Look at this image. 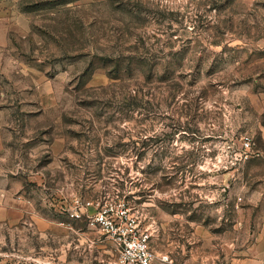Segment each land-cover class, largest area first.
Instances as JSON below:
<instances>
[{
  "label": "rangeland",
  "instance_id": "1",
  "mask_svg": "<svg viewBox=\"0 0 264 264\" xmlns=\"http://www.w3.org/2000/svg\"><path fill=\"white\" fill-rule=\"evenodd\" d=\"M103 206L175 264H239L264 223V0H0V264H119Z\"/></svg>",
  "mask_w": 264,
  "mask_h": 264
},
{
  "label": "built area",
  "instance_id": "2",
  "mask_svg": "<svg viewBox=\"0 0 264 264\" xmlns=\"http://www.w3.org/2000/svg\"><path fill=\"white\" fill-rule=\"evenodd\" d=\"M94 223L113 240L119 264H175L169 253H159L151 245L150 228H141L124 210L103 206Z\"/></svg>",
  "mask_w": 264,
  "mask_h": 264
},
{
  "label": "crops",
  "instance_id": "3",
  "mask_svg": "<svg viewBox=\"0 0 264 264\" xmlns=\"http://www.w3.org/2000/svg\"><path fill=\"white\" fill-rule=\"evenodd\" d=\"M217 253L218 251H216L214 254ZM228 254L236 253L230 249ZM239 254H243L239 264H264V223L261 225V228L256 234L254 241H251L249 244L243 247Z\"/></svg>",
  "mask_w": 264,
  "mask_h": 264
}]
</instances>
